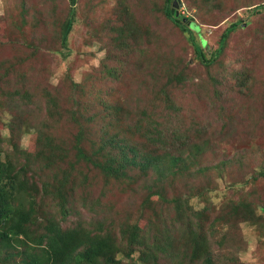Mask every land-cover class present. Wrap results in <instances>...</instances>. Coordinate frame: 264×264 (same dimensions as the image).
<instances>
[{
	"label": "rangeland",
	"instance_id": "1",
	"mask_svg": "<svg viewBox=\"0 0 264 264\" xmlns=\"http://www.w3.org/2000/svg\"><path fill=\"white\" fill-rule=\"evenodd\" d=\"M179 1L178 11L198 25L191 29L205 42L206 56L224 26L244 20L210 69L194 56L187 34L165 20L164 0H77L64 50L59 32L67 0H0V162L15 169L24 164L23 186L41 215L58 217L61 205L69 214L63 226L79 222L109 232L118 264L128 261L122 226L141 218L132 255L137 263L154 242L157 229H148L145 219L150 207L158 213L149 219L152 226L163 223L175 240L148 264H173L174 256L177 262L179 254H191L186 221L170 203L174 196L189 198L206 226L221 227L205 233L215 264H264V12L253 10L264 0ZM208 74H216L218 84ZM50 97L54 108L46 105ZM155 124L163 137L175 133L173 146L168 138L155 139ZM80 132L91 157L102 141L122 138L161 156L176 153V143L200 149L196 161L180 173H163L161 183L155 170L134 166L119 178L77 158ZM97 155L93 160L103 163ZM159 187L167 203L154 196L145 205L148 192ZM237 206L240 216L232 212ZM191 222L195 230L197 220ZM199 259L185 264H205Z\"/></svg>",
	"mask_w": 264,
	"mask_h": 264
},
{
	"label": "trees",
	"instance_id": "2",
	"mask_svg": "<svg viewBox=\"0 0 264 264\" xmlns=\"http://www.w3.org/2000/svg\"><path fill=\"white\" fill-rule=\"evenodd\" d=\"M76 1L67 0L69 8L59 32L60 46L63 50L67 47L68 36L75 22L74 7ZM174 1L180 4L179 0H164L161 13L165 20L171 23L179 32L187 34L189 43L193 48L194 56L206 69H210L216 63L229 39L239 28H242L244 20L238 19L224 26L216 41L215 49L209 52L207 57L202 50L205 42L203 40H197L200 38L198 32L191 29V27L198 29L196 21L191 16H185L186 12H179V4L177 8H173ZM204 2L206 4L210 3L209 0H204ZM212 5L215 7L218 4ZM172 9H174L173 12H171ZM253 10L256 12H264V1L262 4L255 5ZM0 32H3L1 27ZM142 33L146 35L148 33L147 29ZM195 33L197 34V39L194 36ZM108 74H114V70H108ZM178 74H176V79L180 81L183 77L182 74ZM208 78L218 84L216 74H208ZM245 81V78L240 79L238 83L243 84ZM210 88L214 93V89L212 87ZM207 89L209 88L207 87ZM15 94L18 95V91ZM47 95L50 96V93L47 92ZM21 96L27 98L24 95ZM47 104L54 108L56 106V100L50 97L49 101L46 102ZM73 117L76 116L74 115ZM76 122H78L77 119ZM195 124V122H192L188 127H185L184 124H177L176 130L190 128ZM139 126L137 124L136 129H139ZM14 127L15 125L11 123L8 125L10 131L14 130ZM154 127L153 131L158 135L155 138L156 140L159 142L164 141L165 143V139L168 138L169 145L173 146L175 144L174 141H169V139L174 137L175 133L172 134L170 132V138L163 137L161 130L156 128V124ZM81 134V132L77 134L75 144L76 155L80 160L82 159L83 161L95 164L106 176L114 175L119 178L127 177L125 170L132 166L138 168L141 172L144 169L150 168L158 173L155 179L157 183H161L160 179L163 173L165 174L168 171H178L180 173L182 166L196 161L195 153L200 149L199 145L192 144L188 145L187 150L185 148L186 145L180 146L176 143V153L165 151L161 156V154L157 155L154 150L147 149V146L140 148V146L129 144L126 140L123 141L122 138L114 142L112 141L113 143L110 141H102L104 146H100L94 154H98L97 156L104 159L103 163L98 162V164L95 162L94 155L92 157L86 155L82 148ZM176 137H179L177 133ZM165 159L166 163H162L161 161ZM43 167H49V163L47 162ZM24 174V164L15 169L11 166L10 162H0V264L119 263L115 259L118 247L109 232L104 231L103 234L95 233L86 229L79 222L74 223L72 226H63L61 222L69 214L61 205L59 206L58 217L48 213L46 215L38 213L37 203L31 199L26 192L27 189L23 186L24 182L22 178ZM32 189H35V187L31 186V191ZM149 190H152V188H149ZM154 196L161 202L167 203L163 191L159 187V190L155 192H148L144 204L149 206L152 201L151 198ZM170 203L173 204L175 215L186 221L187 228L185 237H189L190 243H193L190 247V255L194 259L200 258L199 260H202L205 264H215L210 250L206 248L207 240L205 233L209 232V235H211L212 232L220 230L221 227H216V223H213L209 227L206 226L204 223L205 215L203 212L194 211L193 207L189 204V198L184 200L174 196L171 198ZM149 210L151 212H147L145 217L147 219L146 221H148L147 228L150 230L154 229V231L157 230L152 236V238L154 237V242L150 245L151 247L146 251L141 250V255H138L140 263H137L132 255L133 251L136 250V243L139 242L140 226L138 225V221L141 218H137L136 222L130 226L121 227V235L125 237L127 243L125 255L128 261L125 264H148L157 256V253H166L170 249H173L175 238L163 223L162 226L160 224V229L152 226L149 219L157 218L158 213L153 212L152 207ZM232 212L240 216V207H235ZM246 213L242 214L243 218ZM191 218L194 221L197 220L196 223L198 225L195 230H193ZM176 221L177 218H175ZM156 234L159 237H155ZM141 241L143 242V240ZM190 255L183 256L179 254V261L177 262H175L174 256L171 259L172 263L185 264L187 258L191 263L195 262Z\"/></svg>",
	"mask_w": 264,
	"mask_h": 264
},
{
	"label": "water",
	"instance_id": "3",
	"mask_svg": "<svg viewBox=\"0 0 264 264\" xmlns=\"http://www.w3.org/2000/svg\"><path fill=\"white\" fill-rule=\"evenodd\" d=\"M179 2L177 3L176 1L173 2V8H177L178 7ZM180 5V4H179ZM174 9L171 10V12H173Z\"/></svg>",
	"mask_w": 264,
	"mask_h": 264
}]
</instances>
